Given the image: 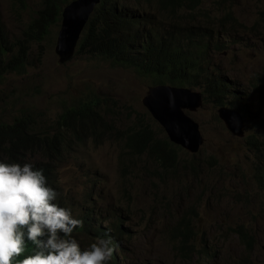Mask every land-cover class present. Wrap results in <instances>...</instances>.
Masks as SVG:
<instances>
[{"label":"rangeland","instance_id":"obj_1","mask_svg":"<svg viewBox=\"0 0 264 264\" xmlns=\"http://www.w3.org/2000/svg\"><path fill=\"white\" fill-rule=\"evenodd\" d=\"M41 6L42 0H28L27 10L17 13L12 0H0V24L11 36L19 35ZM203 9L200 16L222 32L226 43L211 68L233 79L244 136L232 134L218 116L219 107L205 101L190 112L204 144L197 154L183 149L176 168L163 170L144 156L127 159L130 167L124 171V143L94 138L77 144L56 164L74 213L94 207L105 222L122 218L128 258L114 251L123 264H264V190L256 179L264 158V98L253 85L264 76V0H205ZM59 29L53 27L44 42L41 63L35 44L26 75H10L0 84L1 122L11 123L29 110L51 125L63 107L92 94L118 101L113 114L122 127L149 112L144 98L154 85L134 69L91 55L60 65L55 53ZM183 218L193 226V248L207 247L215 259L195 250L186 256L179 249L182 241L174 240L173 230ZM92 240L84 237L83 246Z\"/></svg>","mask_w":264,"mask_h":264},{"label":"trees","instance_id":"obj_2","mask_svg":"<svg viewBox=\"0 0 264 264\" xmlns=\"http://www.w3.org/2000/svg\"><path fill=\"white\" fill-rule=\"evenodd\" d=\"M69 1L42 0V6L19 35L11 36L0 24V84L10 75L26 74L35 44L36 58L41 61L43 43L53 27H60L63 6ZM204 3L205 0H103L80 40L77 55L99 56L112 65L134 69L152 84L203 88L208 100L225 104L235 88L230 77L219 68H211L214 54L224 50V44L223 36L200 16L204 13ZM12 5L20 13L27 10L28 0H12ZM253 85L264 98V76ZM117 102L112 97L89 95L63 107L51 125L29 110H23L11 123L0 121V159L24 163L31 156L47 160L34 164L43 169L49 185L57 190V201L60 199L65 207L68 204L53 175L54 164L65 148L71 150L89 138L120 139L132 159L145 156L163 170L176 168L182 148L168 139L165 129L150 112L140 113L133 123L120 127L113 114L117 112ZM262 143L264 150V137ZM260 170L256 179L264 190V161ZM80 218L81 230L109 236L114 248L122 247L123 222L104 226L93 223L87 214ZM240 234L246 241L251 240L246 232ZM173 236L175 241H182L179 249L184 255L190 256L191 250H195L210 260L215 259L216 255L208 254L207 247L193 248L195 233L189 220H180ZM32 247L31 242H26L25 253L18 259L30 254ZM118 261L113 251L109 264H120Z\"/></svg>","mask_w":264,"mask_h":264},{"label":"clouds","instance_id":"obj_3","mask_svg":"<svg viewBox=\"0 0 264 264\" xmlns=\"http://www.w3.org/2000/svg\"><path fill=\"white\" fill-rule=\"evenodd\" d=\"M74 1L76 0H70L63 6V10L61 14L62 19L59 27L60 29L57 34V42H58V36L60 30L62 28L64 9ZM102 1L103 0H101L95 6V9L91 14L90 19L92 18L96 8L102 3ZM89 21L86 24L81 34V37L78 42V46L89 24ZM219 33L222 35V32ZM57 42H56V47H57ZM221 42L224 44V50H225L226 43L223 41V37L221 39ZM56 47H55V53H56ZM77 49L72 60L77 56ZM33 53L34 52L32 50V54ZM57 56L59 62L60 57L58 54ZM35 59L36 62L41 63V61H38L37 58ZM72 60H70L69 62H71ZM69 62L63 65H66ZM32 66H33V61L31 59V65L29 66V68ZM153 85L154 86L152 87H156L160 85H169L177 88H190L194 92L203 93V102L200 105H198L195 109L190 107L184 108L187 115L191 117L196 123H198V128L202 136V142L200 143L197 151L195 152L191 151L189 148L185 147L184 145L174 141L169 135L167 128L160 122L159 119L155 117L153 112L144 102L145 106L147 107L148 111L153 116V118L158 122V124H160L161 127L165 129L164 133L167 135L168 139L175 145L180 146L182 148V151L184 149L192 154H197L200 152V149L204 144L205 138L201 132L200 124L198 121H196L193 118L190 112L196 111L198 108H200L203 105L205 101L213 102L217 107H219L218 116L222 121H224L226 127L231 131L232 134L238 137L244 136V131H243L244 118L242 117L241 111L237 109L238 107H236L235 96L237 93V89L235 88V85H234L235 92L231 95V97L227 98L225 104L222 105H218L214 101L208 100L204 89L202 91L191 87H180L172 84H153ZM221 108H229L239 114L241 122L239 121L238 117L234 115L231 118V122H232L231 124L234 126V129L236 131H241L240 133L233 131L232 128L229 127L227 120L221 116L220 113ZM234 119H236V122H234ZM115 121L118 124V126H120L118 120L115 119ZM263 126L264 123L262 125V134L260 137L261 149L263 148L262 142L264 137ZM239 128H241V130H239ZM89 139H87L86 141H88ZM110 139L121 141L120 139L117 138H110ZM254 142L255 140L251 141L250 143L254 144ZM76 145L77 144H75L74 147ZM71 150H67L65 148L62 155L59 157L60 159L59 158L58 159L61 160L62 157ZM125 153L126 155L122 158L123 159L122 167L124 171H126L130 167L129 163L127 162V159L128 160L132 159L130 154H128L126 151ZM262 155L264 157L263 149H262ZM28 160L29 161L27 162L20 163L18 161L9 162L7 160L0 159V264H109V261L112 258L113 251L115 249H118L119 252L122 254V256L128 258L127 257L128 251L124 246V242H125L124 237H123L124 242L122 244V247L120 248L117 245H115L114 248L111 237L89 234L87 233V231L80 229L82 227V219L80 218V215H84V214H87V217L90 218L92 222L95 224H101V225L103 224L104 226H108V223H113V222H105L104 217L101 218L100 214L94 207L91 209H87L86 211L74 213V210L72 209L70 202L66 199V196L63 190L61 189L60 183L58 181L59 174H58V170H56L57 167L56 164L59 160L54 164L53 175H55L57 185L61 190L63 198L66 200L68 204L66 207L61 205L60 199L57 201V197H58L57 190L49 185L51 183H49L48 178H46V176L44 175L43 169L37 168L36 165L34 164V162L36 161L41 162L42 160L38 159L37 157H31V156L28 157ZM263 161L264 158L261 161V163ZM42 162H48V161L46 160ZM260 166L261 164L258 167L257 175L260 174L261 171ZM55 171L57 173H55ZM116 221L122 222V218L119 216L114 222ZM74 233H76L75 236ZM84 237L93 238V240L85 247L83 246L82 243ZM26 242H31V245L33 246L31 248V253L27 255H23L22 258L18 259V257H21L22 253H25ZM116 255L118 256L117 253ZM118 259H119L118 262L120 264H123V261L120 260L119 257ZM130 263L131 262H128L126 264H130ZM144 263L152 264L150 262H144Z\"/></svg>","mask_w":264,"mask_h":264},{"label":"water","instance_id":"obj_4","mask_svg":"<svg viewBox=\"0 0 264 264\" xmlns=\"http://www.w3.org/2000/svg\"><path fill=\"white\" fill-rule=\"evenodd\" d=\"M101 0H76L68 5L63 12L62 28L58 36L56 53L59 55V63L65 64L75 55L81 34L88 23L95 6ZM145 104L150 108L155 117L167 128L171 138L189 148L197 151L202 136L196 123L187 115L184 108L195 109L203 102V93L194 92L190 88H177L169 85L152 87L149 95L144 98ZM229 127L236 131L231 124L232 116H240L229 108L220 109ZM241 130V128H239Z\"/></svg>","mask_w":264,"mask_h":264}]
</instances>
